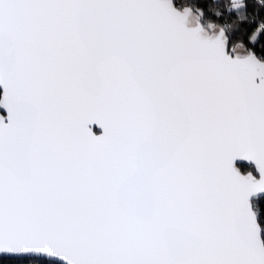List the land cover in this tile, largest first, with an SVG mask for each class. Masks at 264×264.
<instances>
[{
    "label": "snow or ice",
    "instance_id": "obj_1",
    "mask_svg": "<svg viewBox=\"0 0 264 264\" xmlns=\"http://www.w3.org/2000/svg\"><path fill=\"white\" fill-rule=\"evenodd\" d=\"M246 6L210 34L186 0H0V264H264Z\"/></svg>",
    "mask_w": 264,
    "mask_h": 264
},
{
    "label": "trees",
    "instance_id": "obj_2",
    "mask_svg": "<svg viewBox=\"0 0 264 264\" xmlns=\"http://www.w3.org/2000/svg\"><path fill=\"white\" fill-rule=\"evenodd\" d=\"M186 2L194 7L205 9L206 14L204 16H200L198 12H195V14L205 24L210 33L213 31L212 25H217L219 29L223 28L230 34L239 33L242 31L243 26L252 19V8L246 6L247 0H244L239 8L234 6L233 0H186ZM241 165L239 164L240 167ZM250 167L251 165L243 163V170L250 169ZM255 203L260 208V222L264 224V196L256 200ZM2 255L0 254V258H2ZM9 264H24V262L22 260H11Z\"/></svg>",
    "mask_w": 264,
    "mask_h": 264
},
{
    "label": "water",
    "instance_id": "obj_3",
    "mask_svg": "<svg viewBox=\"0 0 264 264\" xmlns=\"http://www.w3.org/2000/svg\"><path fill=\"white\" fill-rule=\"evenodd\" d=\"M197 24H203V25H205L201 20H198V21H196L193 25H197ZM206 27V26H205ZM221 29V28H220ZM220 29H218V31L220 30ZM218 31H216V32H218ZM209 32V31H208ZM213 32V31H212ZM212 32L210 33V34H212ZM2 93H3V89L2 88H0V97H2ZM4 110L3 109H0V112H3ZM5 115H6V113H5ZM93 127V130L97 133V134H99L100 133V131H101V129H99L97 126H92ZM243 163H246V164H248V165H252L253 167H254V171H256V172H254V171H252L251 169L250 170H248V171H242L244 174H247L248 172H252L253 173V175H255V176H257V178H259V173L257 172V170H256V166L254 165V164H251V163H249V162H247V161H242ZM263 197V196H262Z\"/></svg>",
    "mask_w": 264,
    "mask_h": 264
},
{
    "label": "rangeland",
    "instance_id": "obj_4",
    "mask_svg": "<svg viewBox=\"0 0 264 264\" xmlns=\"http://www.w3.org/2000/svg\"><path fill=\"white\" fill-rule=\"evenodd\" d=\"M198 16L194 13L193 16L190 18V22L192 24H194L196 21H198ZM218 26L217 25H212V30L213 32L212 33H215L216 31H218Z\"/></svg>",
    "mask_w": 264,
    "mask_h": 264
},
{
    "label": "flooded vegetation",
    "instance_id": "obj_5",
    "mask_svg": "<svg viewBox=\"0 0 264 264\" xmlns=\"http://www.w3.org/2000/svg\"><path fill=\"white\" fill-rule=\"evenodd\" d=\"M240 164H242V165H241V170H242V171H248V170H250V169H251L252 171H254V167H253L252 165H251L250 169L243 170V162H241ZM254 172H256V171H254Z\"/></svg>",
    "mask_w": 264,
    "mask_h": 264
}]
</instances>
